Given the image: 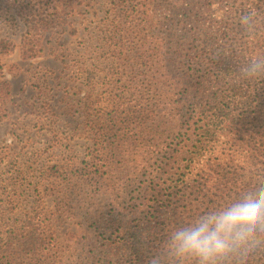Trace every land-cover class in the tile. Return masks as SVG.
<instances>
[{"label": "rangeland", "instance_id": "1", "mask_svg": "<svg viewBox=\"0 0 264 264\" xmlns=\"http://www.w3.org/2000/svg\"><path fill=\"white\" fill-rule=\"evenodd\" d=\"M51 1L0 0V225L6 237L12 225L43 222L48 264H113L110 222H135L193 97L189 68L169 67L166 34L188 33L187 49L212 59L229 49L215 23L229 20L238 32L250 8L245 0ZM118 103L152 113L131 127L140 147L106 166L102 147L113 140L96 133Z\"/></svg>", "mask_w": 264, "mask_h": 264}, {"label": "trees", "instance_id": "2", "mask_svg": "<svg viewBox=\"0 0 264 264\" xmlns=\"http://www.w3.org/2000/svg\"><path fill=\"white\" fill-rule=\"evenodd\" d=\"M245 1L253 14L258 13L254 27L249 34L243 28L232 31L229 20L216 22L213 33L222 39L223 50L229 49L215 59L206 57L204 51L187 49L188 33L169 30L166 34L169 67L189 68L193 97L175 140L162 153L157 170L149 175L148 189L133 213L135 222L127 223L122 215L110 222L108 247L119 262L113 264H147L174 227L239 199L264 178V79L242 81L239 74L250 58L264 56V0ZM28 37H32L31 32ZM114 107L109 120L100 119L102 127L96 133L113 140L102 147L106 166L140 147L142 136L137 133L132 142L131 127L141 129L152 113L144 104L133 109L123 103ZM33 220L20 228L10 226L6 237L0 225L2 264L21 258L36 261L45 258L44 252L50 253L46 225ZM47 259L43 264H48ZM250 264H264V254L253 257Z\"/></svg>", "mask_w": 264, "mask_h": 264}, {"label": "clouds", "instance_id": "3", "mask_svg": "<svg viewBox=\"0 0 264 264\" xmlns=\"http://www.w3.org/2000/svg\"><path fill=\"white\" fill-rule=\"evenodd\" d=\"M256 15L241 14L245 33L254 27ZM239 74L242 81L264 79V56L250 58ZM258 184L239 199L174 227L147 264H250L264 254V178Z\"/></svg>", "mask_w": 264, "mask_h": 264}]
</instances>
